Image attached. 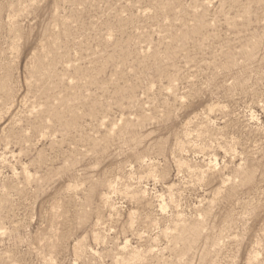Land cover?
Masks as SVG:
<instances>
[{
	"label": "rangeland",
	"instance_id": "obj_1",
	"mask_svg": "<svg viewBox=\"0 0 264 264\" xmlns=\"http://www.w3.org/2000/svg\"><path fill=\"white\" fill-rule=\"evenodd\" d=\"M0 264H264V0H0Z\"/></svg>",
	"mask_w": 264,
	"mask_h": 264
}]
</instances>
